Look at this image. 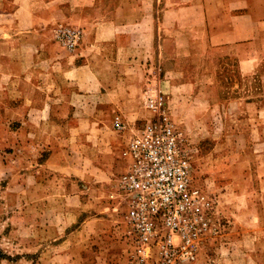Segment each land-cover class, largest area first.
Listing matches in <instances>:
<instances>
[{
    "label": "crops",
    "instance_id": "crops-1",
    "mask_svg": "<svg viewBox=\"0 0 264 264\" xmlns=\"http://www.w3.org/2000/svg\"><path fill=\"white\" fill-rule=\"evenodd\" d=\"M60 24L82 32L71 54L52 40ZM154 64L177 81L169 100L198 139L204 128L230 150L247 146L227 157L228 182L242 179L207 245L224 264H264V0H0V102L14 98L7 115L27 126L47 127L60 96L62 125L88 102L140 121Z\"/></svg>",
    "mask_w": 264,
    "mask_h": 264
},
{
    "label": "rangeland",
    "instance_id": "rangeland-1",
    "mask_svg": "<svg viewBox=\"0 0 264 264\" xmlns=\"http://www.w3.org/2000/svg\"><path fill=\"white\" fill-rule=\"evenodd\" d=\"M52 30V40L58 44ZM157 68L152 65L150 78L141 89V105L143 90L154 80L166 94L171 114L188 138L194 181L212 196L215 220L221 222L217 233L202 243L192 264H224L223 252L218 254L207 244L219 236L224 223L219 207L228 202L229 195H235L242 179L234 175L233 183L228 182L224 173L229 164L227 157L244 153L247 146L232 147L236 149L232 153L230 146L215 143L220 141L219 131L207 138L210 134L204 128L198 139L196 129L192 133L177 119L174 103L169 100V85L177 81L167 76L162 66L158 72ZM14 100L2 98L0 102L4 112L0 113V264H127L121 236L122 208L110 198L123 169L120 152L129 133L112 129L117 111L94 112L88 102L79 108L80 117L65 111L62 125L57 101L68 99L55 97L48 126L37 128L16 121L15 113L7 115L14 108ZM148 114L145 110V116ZM32 116L38 120V116ZM204 117L211 118L208 112ZM202 139L207 141L200 142ZM249 184L255 187L254 177L249 178Z\"/></svg>",
    "mask_w": 264,
    "mask_h": 264
},
{
    "label": "built area",
    "instance_id": "built-area-1",
    "mask_svg": "<svg viewBox=\"0 0 264 264\" xmlns=\"http://www.w3.org/2000/svg\"><path fill=\"white\" fill-rule=\"evenodd\" d=\"M52 34L73 52L82 32L60 24ZM152 82L142 92L149 112L144 119L130 122L119 113L112 118L114 131L129 133L120 152L123 169L110 198L122 208L127 264H192L221 222L215 220L212 196L194 181L188 138L172 116L166 94Z\"/></svg>",
    "mask_w": 264,
    "mask_h": 264
}]
</instances>
